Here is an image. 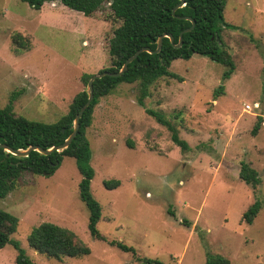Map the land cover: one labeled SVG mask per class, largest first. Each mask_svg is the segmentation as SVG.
I'll use <instances>...</instances> for the list:
<instances>
[{"label": "rangeland", "instance_id": "1", "mask_svg": "<svg viewBox=\"0 0 264 264\" xmlns=\"http://www.w3.org/2000/svg\"><path fill=\"white\" fill-rule=\"evenodd\" d=\"M225 1L229 27L220 35L235 64L230 78L222 80L221 64L193 55L171 63L176 78L156 80L143 106L135 82L120 84L94 107L87 166L93 170L90 192L101 205L97 231L106 241L89 233L81 176L71 157H63L51 176L23 173L0 198V209L19 221L11 240L34 264H205L208 253L230 264H264V0ZM115 27L109 3L85 17L58 2L35 10L20 0H0V108L18 92L15 114L58 121L86 90L81 76L110 66ZM15 34L28 49H16ZM146 109L170 120L187 150ZM241 163L257 171L256 187L239 178ZM112 179L120 185L107 189L103 183ZM255 201L259 212L247 224L243 213ZM42 222L73 231L90 254L55 260L36 253L28 236ZM15 256L12 246L1 248L0 264H14Z\"/></svg>", "mask_w": 264, "mask_h": 264}, {"label": "trees", "instance_id": "2", "mask_svg": "<svg viewBox=\"0 0 264 264\" xmlns=\"http://www.w3.org/2000/svg\"><path fill=\"white\" fill-rule=\"evenodd\" d=\"M29 7L39 10L44 3L58 2L69 10L81 13L85 17H92L104 3H109L116 27L108 42V57L110 66L102 71L118 72L123 63L141 48L154 51L157 39L163 34L173 37V42L166 37L162 38L159 53L141 52L134 61L128 64L127 69L119 77L105 76L93 82V99L85 109L79 120V129L70 144L61 151L53 150L47 155L32 150L25 157H18L0 148V198L5 197L16 187L17 181L23 173L33 176H51L59 167L63 157H71L76 161L78 172L81 176L78 193L80 200L88 210V230L92 237L106 241L97 231V224L101 219V205L90 192V182L93 170L87 166L90 160V145L86 137V130L92 123L94 107L100 98L108 96L120 84L138 82L139 97L137 102L143 106V99L148 96V88L158 79L163 77L176 78L169 68L174 60H189L193 55H199L221 64L225 67L222 80H227L235 70L231 55L225 49L221 39V31L229 26L223 22L225 0H185V5L175 11L172 9L179 0H20ZM194 27L182 34V43H179L180 33L190 28L191 21ZM16 49L26 50L28 46L22 41L21 35L12 37ZM101 71V72H102ZM91 75L83 74L81 81L85 87ZM180 80V79H179ZM220 86L214 93H221ZM18 92L12 93L9 103L0 108V145L12 150H27L30 147H39L50 150L65 142L73 131L74 119L80 108L87 101L86 90L77 93L66 114L58 121L46 123L29 120L13 112L12 103ZM146 113L166 127L170 132L171 141L181 150H187V143L178 135V130L170 120H166L161 112L146 109ZM261 117L251 131L256 135ZM130 147L132 144L127 143ZM239 178L252 187L260 183L257 171L248 163H241ZM107 189L120 185L118 180H109L103 183ZM260 209V202L255 201L243 213L242 220L251 224ZM18 218L0 209V249L7 245L16 251L14 264H34L20 248L18 243L11 240L18 227ZM124 252L136 251L121 243H110ZM28 245L36 253L48 259L60 260L61 258H78L89 255L90 249L77 237V235L59 225L42 222L34 227L28 236ZM145 264H162L157 260L138 259ZM205 264H230L229 260L221 255L207 254Z\"/></svg>", "mask_w": 264, "mask_h": 264}, {"label": "water", "instance_id": "3", "mask_svg": "<svg viewBox=\"0 0 264 264\" xmlns=\"http://www.w3.org/2000/svg\"><path fill=\"white\" fill-rule=\"evenodd\" d=\"M185 5V0H179V3L172 9L171 13L174 16L175 11L181 7H183ZM192 25L190 28H187L185 30H183L180 35H179V43L177 45H175V47H179L182 43V34L183 33H187L190 30L193 29L194 27V21L192 20ZM166 37L170 40V42H173V37L169 34H163L161 35L158 39H157V47L154 51L149 50V48H141L138 51H136L132 56H130L122 65L121 69L116 72V73H110L108 71H102L96 75H93L90 77L88 83H87V87H86V93H87V101L86 103L80 108L79 112L76 114L75 119H74V126H73V131L71 132V134L69 135V137L65 140V142L59 146H56L54 148H51L50 150H43L40 149L39 147H30L27 150H12L8 147H5L3 145H0V148H3L6 152L11 153L12 155L18 156V157H25L29 154L30 151L35 150L38 151L39 153L43 154V155H47L49 153H51L53 150L56 151H61L63 149H65L70 142L73 140V138L75 137L78 129H79V120L82 117L83 112L85 111V109L89 106L90 102L93 99V82L96 79H100L102 77L105 76H109V77H119L122 75V73L127 69L128 64H130L132 61H134L136 59V57L141 53V52H148V53H159L161 46H162V38Z\"/></svg>", "mask_w": 264, "mask_h": 264}, {"label": "built area", "instance_id": "4", "mask_svg": "<svg viewBox=\"0 0 264 264\" xmlns=\"http://www.w3.org/2000/svg\"><path fill=\"white\" fill-rule=\"evenodd\" d=\"M249 108V106H247V109Z\"/></svg>", "mask_w": 264, "mask_h": 264}]
</instances>
